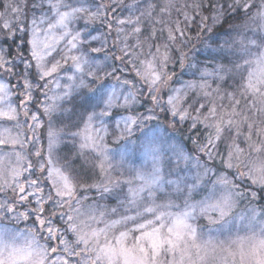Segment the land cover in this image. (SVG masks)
<instances>
[{
  "label": "snow or ice",
  "instance_id": "6c2138e0",
  "mask_svg": "<svg viewBox=\"0 0 264 264\" xmlns=\"http://www.w3.org/2000/svg\"><path fill=\"white\" fill-rule=\"evenodd\" d=\"M44 2H47L52 12V17L48 18V27L41 38L38 34L39 29L35 28V20H33L32 39L28 40V44L31 45V57L36 61L39 79L54 77L64 68L61 60L66 64L71 59L74 74L65 76L68 83L64 85L63 96L57 99L63 100L69 97L74 99L73 93L83 88H87L90 93L95 92L96 90L85 82L84 76L92 77L94 80L100 77L97 75L98 70L94 69L90 60L86 58V54L63 55L61 59L53 58L51 61L47 58L52 57L56 51L55 45L59 39L71 37L67 40L70 49L76 48L78 42L87 43L86 39H82L80 32L73 34L68 31L69 22L81 14H86V22L95 21L101 15V9L106 5L102 4L96 12H91L84 6L72 7L64 0H42L33 7L42 8ZM113 2L118 5L123 4V0H113ZM128 7L131 9L134 5H128ZM155 7L156 5L150 3L140 16L133 18L130 15L128 18L116 20L117 25H133L131 32L124 35L125 41L130 35L139 36L141 28L138 25L141 23V17L151 18ZM253 7L255 6L250 3V0H185L182 7L176 8L173 0H164L160 12L169 13V17L155 21V24L162 25L159 33L153 27L144 41L138 39L137 43L131 47L133 49L142 48L145 42L158 39H163V43L156 45L155 52L148 53L150 58L147 59H140V56L144 54L130 51L129 45L125 43L120 49L122 55L116 56L115 59L121 62L125 58L129 59L135 68L136 75L147 85L153 105L158 106L162 102L153 93H158L161 85L171 79L164 71L167 64L172 61L169 54L170 49L176 47V50L180 51V45L191 40L188 30L195 27L201 32H212L213 28L222 24L231 13L242 10L247 14ZM173 8L183 17L182 20L171 19L170 13ZM61 9L69 10L61 11ZM21 10L19 6L12 8V12L18 15ZM115 11L116 9H113V12ZM205 12H208V15H204ZM247 18L251 24L256 25L253 29L254 36L244 37L242 33L237 32L231 40H225L223 47L233 58L228 59L226 65H219L216 72L217 78L221 81L225 79V74L233 79L239 78L237 90L226 94L231 101L229 105L231 110H219L213 103L205 114L202 112L205 104L200 103L199 99H194L192 104L185 107V98L180 95V89L174 90L176 94L168 97L166 110L180 122L191 120L190 131L195 130L198 125L207 130L206 140L199 145V151L207 155L209 159L213 157V149L217 146V141L221 140L227 132L231 136L232 143L229 144L227 158L223 161L225 168L235 170L238 173L237 179L247 178L253 185L264 190V0H261L257 11ZM44 22L41 20V23ZM111 27L109 24V28ZM244 27L247 30L249 25ZM4 28L9 30L7 22ZM56 29L62 30L59 38L51 35ZM257 30L259 35L256 34ZM19 31L24 32L26 29L21 26ZM116 31L119 36L124 29L117 27ZM14 36L13 32L9 38L14 39ZM92 39L96 40L98 37L93 36ZM148 46L151 48L153 45L149 43ZM91 51L99 52L101 49L93 48ZM185 58V55L181 53L182 68ZM137 61H139L138 64ZM20 62L24 64V71L22 73L23 92L21 93L23 99H20L19 108L24 109L23 114L27 117L26 105L32 100L33 88L27 71L31 64L23 57L20 58ZM11 63L0 57V69L11 73L13 67H17L16 65L5 67ZM85 66L88 68L87 71H85ZM115 71L116 69H113V72ZM113 72L104 74L112 75ZM76 73L80 75L76 76ZM55 83L59 86V80ZM122 83L135 87L128 80ZM188 87L193 88L194 85L189 84ZM207 87L209 86L205 84L202 89ZM214 91L219 93V87ZM0 92L4 93L0 96V101H7L9 94L3 85H0ZM113 95L109 92L106 98L98 97L96 105L102 102L104 109L99 113L94 110L88 112L86 118L82 115L85 129L71 133L73 136L82 137L79 145L80 154L95 168H99L102 174L107 171L105 165L108 163V156L102 146L103 136L99 135L100 129L95 130L96 136L91 135L89 131L91 122L97 116H107L108 110L112 107L126 106L130 99H135L129 93L124 96V105H114ZM202 95L209 97L212 93L202 91ZM242 100L245 104L243 108L240 107ZM88 103L90 100L86 99L84 104ZM196 104L199 106L196 107ZM43 111L51 118V114L56 111V106L47 105ZM85 112H87L86 107ZM19 115L17 107H13L10 103L0 108V118L6 121L18 122ZM153 118L148 117V119ZM31 120L35 128L40 127L37 115L32 114ZM137 123L135 117H129L125 121V127L121 130V136L124 133L130 134L131 126ZM29 128L35 131L33 125L30 124ZM8 131L4 129V133ZM4 133H0V152H2L0 154V192L10 189L14 199L11 203L7 201L0 203V210L11 214L16 213V207L19 205L34 204V207L17 213L15 218L27 220L30 216H35L33 222L35 227L27 230L28 235L24 237L25 243L23 244L15 243L16 239L21 236L19 232L11 236L5 232L0 236V264H264V220H257L255 213L250 217L249 224L246 226L247 234L238 235L227 244L216 243L210 238L204 239L199 231L201 226L195 223L199 216L208 219L210 224L218 223L219 219L229 214L235 202L234 198L247 194L238 191L237 186L225 175L212 181L208 178L210 170L206 167L203 173L198 171L194 176L177 177L175 180L169 179L165 182L162 174L164 149L162 145L155 142L154 135L147 138L145 145V155L152 160L153 168L146 173L137 171L135 180L139 181V184L135 188H129L126 198L127 207H125V213L129 208H135L136 212L135 215H127L118 213L117 208L111 209L110 213L100 211L99 214L95 211H81L79 206L81 201L76 197L78 188L102 186L104 192H110L111 189L107 185L100 184L87 186L64 167L54 166L51 157L58 136L56 130L50 127L48 132L47 167L43 163L39 166L41 173L47 172L45 180L51 184L54 192V196L48 195L47 197L44 196V190L39 187L41 181L38 178L24 177V173H31L34 166L30 161L25 166L23 162L26 157L20 151H15L17 145L24 147L20 139L21 134L11 136L4 135ZM241 136L244 137L246 147H241L236 142ZM253 136H256L258 140L253 141ZM28 139H34V137H28ZM193 144H197V140H193ZM3 148H11L13 151L4 152ZM89 153L93 155L90 157ZM35 155L39 157L41 152L37 150ZM181 158L184 157L177 154V160ZM22 177H24L23 180ZM114 183L108 180V184ZM126 183L131 185L133 181L129 180ZM208 183L211 186L208 188L206 198L195 201L194 195ZM252 198H256L254 193ZM178 201H182V205ZM49 202L52 203L53 208L50 215H45L48 211L46 205ZM73 202L77 205L76 207L73 206ZM120 205L124 206L125 201H120ZM65 206H67V211L63 210ZM209 208L218 213L219 219H213L208 215ZM173 209L177 210L173 211ZM112 215H117L118 218L111 219ZM57 216L61 221L60 224L53 220V217ZM129 223L132 227H128ZM256 225L259 227L257 228ZM41 233H44L42 244L37 240ZM69 234H71V239L68 238Z\"/></svg>",
  "mask_w": 264,
  "mask_h": 264
},
{
  "label": "trees",
  "instance_id": "16d2710c",
  "mask_svg": "<svg viewBox=\"0 0 264 264\" xmlns=\"http://www.w3.org/2000/svg\"><path fill=\"white\" fill-rule=\"evenodd\" d=\"M9 1L10 0H2L0 2V11H2V14L5 15V17L0 19L3 20L2 22H0V57H3V59L6 61L12 62L11 64L5 65V67H12V65H16L17 67H13L11 73L5 70H1V75L4 77L3 80L8 84L9 87H14V91H19L22 93V73L24 71V64L20 62V58L23 57L24 60L31 64V67L27 69V71L29 73L28 79L33 85L32 100L28 102L26 107L28 108V113L31 112V114H33L32 111H39V108H36V105H42V107H45L47 106V104H50L51 99L49 97V91H51L52 89V82H54L53 86H55L56 80H59L62 83L63 80L67 81L65 79L67 72L65 70H60L57 74H55L54 77H49L48 79L44 80L39 79V76L37 75L36 61L31 57V45L28 44V40L32 39L30 38V32L31 29H33V24L31 25V22H33L32 20L35 19V21H37L36 19H38L40 12L44 9V7L34 8L33 5L36 3H41L42 0H23V2L20 3V7L22 10L19 15L14 12L12 14L10 5L8 6V3H10ZM94 2L96 4H99V6L102 4L108 6L101 9L102 18L99 23L95 22L90 25L88 29V32H90L89 34L97 33L98 39L93 40L88 45L91 44L92 47L97 46L101 49L102 54L107 53L102 57L106 58L108 55H111V58L108 59V62L103 66H109L112 72L113 69H116V71L113 72V76L115 79L119 78L117 79L118 82H123L124 80L132 82V79L134 78L133 69H135L132 63L129 62L128 58H125V60L121 62L119 60H116L115 57L122 55L120 49L124 47L125 43L129 45L130 51L143 53L148 50V45L152 41L145 42L144 47L141 51L139 50V48L133 49L131 46L135 45L138 39L144 41V38L150 34L153 27H155L157 33H159L162 25L155 24V21H151L147 16H143L141 17V23L138 25L141 28V33L139 34V36L137 37L136 35H130L128 36L127 41H125L123 37L126 33L131 32L133 25H117L116 20L128 18L130 15L133 18L140 16L141 12L145 11L148 4L150 3L156 5V11L154 9L152 15H156V18L160 19L162 18V13H160L159 15L157 13V10L159 9L158 2L157 0H123L122 5L114 3L113 0H94ZM252 4L256 7L255 2H253ZM128 5H134V7L130 9ZM255 7H253L251 11ZM113 9H116V11L113 12ZM251 11L247 14H245L242 10L231 13L224 20V22L219 27L215 28L212 32H201L199 33V35H197L196 33L195 40H190L191 47L189 52H183L186 57L184 59L183 68L180 64L181 53H177V51H174L172 53V61L167 64L164 71L167 73V75H170V77H172L171 84L182 83L186 85V95L184 96L185 107H187L189 104H192L194 99H199L200 103L205 104V107L202 109V112H204L205 114L207 113L208 108L213 106V103L219 110H231L229 107L231 101L228 99L226 94L237 90V85H235L236 79L230 78L227 74H225V79L221 81L217 78L216 72L219 65H226L228 59L233 58L228 50L223 47V43L225 40H231L233 37H235V34L232 33L235 28L237 32L242 33L243 36H246L247 34L249 35L251 22L247 17L252 15ZM204 14L208 15V12H205ZM176 15L178 18H180L179 14ZM4 22L8 23L9 30H6L4 28ZM109 24H111V28H109ZM245 25H249L247 30H245ZM21 26H23L26 31H19V28ZM36 26L37 29H40L38 23L36 24ZM82 27L84 26H82L80 22V30ZM117 27H122L124 29V32L120 33L119 36L116 31ZM194 28H192L193 31H195ZM227 29H230L232 32L228 31L226 34H221L227 31ZM196 30L199 31L197 28ZM13 32L15 33L14 39L9 38L12 36ZM161 51H163V49H161ZM98 65H102V62H98ZM132 84L135 85L134 88L129 84H126V87L131 90L135 99L133 100L130 108H128L127 110L121 109L118 110V112L122 111L129 117H135L138 121V123L136 124L137 127L143 129L161 127L166 132L167 137L169 139L171 138L172 141L168 143L165 138L160 136L158 137V145H162L164 149L162 173L165 172L164 176H166V178L173 175V180H175V178H177L183 170L185 172L187 171L186 165L195 167L194 164H197L196 166H198L199 164L196 163V161H199L200 165L198 167L202 166L203 171L205 167L210 170L208 172L210 175L208 176V178H210L212 181L216 180L217 177L221 175H226L227 178L237 186L238 191L247 194L243 197L237 198L240 199L239 206L248 207V205H252L253 207H259V211L264 213V190H261L259 187L253 185L247 179H237L238 173L235 170L226 169L224 166L223 161L227 158V154L229 151L228 146L232 143L231 136L227 132H225L224 137L221 140L217 141V146L213 149V157L209 159L207 155L199 151V145L203 144L206 140L207 130L203 126L198 125L195 130L190 131L192 123L191 120L180 122L178 118H173L166 110L168 108V105L166 103L167 96H165L166 90L162 89L163 86H161L158 93H153L154 95H157L158 99L162 102L158 106H154L151 96L148 94L149 90H147V86L143 85V83L140 86L136 81L132 82ZM189 84L194 85V87L189 88ZM205 84L209 87L202 89V86ZM218 87L220 89L219 93L214 91ZM61 88L65 90L64 87ZM202 91L211 92L212 95L209 97H204L202 95ZM73 96L75 97L74 99L72 97H69L63 101V104H65L64 106H66L64 107L66 112L61 113L59 109L55 114H51L52 119L50 117L46 118L43 115V119L45 120L43 125L44 127L53 121L55 124H57L59 121L65 120V118L74 119V117H76L75 111H79L80 108H84L85 110V107L87 108V110H89L91 106L93 107V105L95 104V99L93 97L96 96L95 92L90 93L88 92V90H84L83 93L80 94V97H76L75 95ZM221 97H223V99H221ZM19 99H21V96L17 97V100ZM86 99L90 100V103H88L87 105L84 104V101ZM195 106L198 107L199 104H196ZM240 107H245L243 100L241 101ZM115 113L116 111L112 112V114ZM35 114H37V117L42 120V115L40 113L37 112ZM149 116H152L154 118L148 119ZM172 118L174 120H172ZM73 126L68 131H73ZM44 127L37 128V132L40 131L38 133L41 135V138H44L46 134V129ZM61 133H59L61 139L67 138L69 140L75 141L74 137L70 136L71 134L64 132ZM193 140H197V144L194 145ZM257 140L258 138L256 136H253V141ZM105 141L107 145L109 143L108 147H110L111 149L121 146L124 143L125 138L122 139L120 137H114L112 139L108 138ZM238 141L241 144H244L243 146L246 147L243 136H241L236 142ZM27 148L29 149V147ZM76 148L71 153L74 155V157H80V170L77 169V166L79 164L75 166L74 160L72 158L68 159V154H66L65 151L60 150L59 155L69 160L72 169L80 175V182L84 183L87 186H91L94 184L107 185L111 189L110 192H104L102 186L78 188L76 197L81 201V204L79 205L81 207V211H95L97 214H99L100 211H106L110 213L111 209L113 208L118 209L120 207H123L120 205V201L126 200V197H123L122 194L125 193L129 186H136L135 176L137 173V165L134 163L131 164L132 167L129 171L130 176L126 173H120V169L115 166L102 175H100L101 173L97 169L98 171L94 175V172L92 173V171L90 170L94 168L93 164H90V166H88L89 168L87 169L85 162L83 163L85 159L80 154L81 150L79 148V145L76 146ZM32 152H36L35 148H33ZM177 154H180L181 157L184 156L185 158L177 160ZM92 155L93 154H89L90 157ZM108 166L109 164L105 165V167ZM146 166L149 169L153 168L151 165ZM146 166L144 167L146 168ZM75 169H77V171ZM113 169H116V172H113ZM121 171L127 172V170L124 169ZM75 172L72 173L74 176ZM208 178L205 179L207 180ZM109 179L115 183L108 184ZM129 180L133 181L131 185L126 183ZM210 186V183L202 186L201 189L198 190V193L194 195L193 199L196 200L201 196L204 197L205 195H207L208 188ZM253 193L256 196L255 199L252 198ZM44 195L48 196V193L46 192V194ZM178 203H182V201H178ZM73 206H77L75 202H73ZM46 207L48 208V211L46 212L48 215H50L53 205L51 203H48ZM63 210L67 211V206H65ZM230 214L231 212L229 213V215ZM212 218L218 219V215L212 214ZM54 222L57 224L61 223L59 217H57ZM209 224V221L205 218L200 219L197 222V225L201 226L199 227L201 230L206 229ZM68 238L71 239V234H69Z\"/></svg>",
  "mask_w": 264,
  "mask_h": 264
},
{
  "label": "rangeland",
  "instance_id": "374dc122",
  "mask_svg": "<svg viewBox=\"0 0 264 264\" xmlns=\"http://www.w3.org/2000/svg\"><path fill=\"white\" fill-rule=\"evenodd\" d=\"M2 0H0L1 2ZM10 3H8V6L10 5V9L12 10L13 7H20V3L22 2V0H10ZM65 3L71 5L72 7H80V6H84L86 8H88L91 12H96L97 8L99 7V4H96L94 2V0H64ZM158 2V7L159 9L157 10L158 15L161 13L160 7L163 6L164 0H157ZM173 2L176 5V8H180L182 7V5L185 3V0H173ZM253 2H255L256 7L251 11L252 14H254L257 11L258 6L261 4V0H250V3L252 4ZM108 6V5H106ZM44 9L40 12V15L38 16V19H36L37 21H35V28L37 29L36 24L38 23L40 29H39V35L41 36V38H43V33L44 30L47 29L48 27V18L52 17V12L49 10L48 8V4L47 2H44L43 4ZM156 8V7H155ZM1 10V8H0ZM69 9H61V11H67ZM156 11V9H155ZM153 13V11H152ZM13 14V12H12ZM155 14V12H154ZM176 14H179L176 12L175 8H173L171 10L170 16L172 20L175 19H183V17L180 15L178 18ZM206 15V14H204ZM3 17H5L4 14H2V11H0V19H2ZM159 17V16H158ZM163 19H168L169 17V13H162L161 16ZM101 15L95 20V21H91V22H86L87 21V16L86 14H81L78 18H74L72 20H70L69 22V28L68 31L72 32L73 34L75 32H80L81 33V37L82 39H86L88 42L86 43H82V42H78L77 43V47L74 49H70V46L67 43V40L70 39L71 37H66L63 39H59V42L55 45L56 47V51L52 54V57H48L47 59L49 61H51L53 58L54 59H61V56L63 55H68V56H72V55H82V54H86V58L90 60L91 65L94 69H97V75L100 77V79H93L92 77H88V76H84L85 82L88 83L93 89H95V94L96 96L94 97V105L93 107L91 106V108L89 110H87V112H85L84 108H80L79 111H75V115L76 117H74V119H66L63 121H59L57 124L53 122H50L49 124H47L45 127L44 125V119H43V115L46 118H49V115H46L43 111L44 106L42 107L39 105H36V108H39V111H32L33 114L35 113H40L42 115V120L39 119V123H40V128H45L46 130V134L44 136V138H41L40 134L37 132V128H35L34 123L31 120V112L28 113V116L26 117L23 112L24 109H20L19 108V104H20V99L17 100V97L21 96V92L19 91H14V87L11 88L8 86V84L3 80L4 77L1 75V70L0 69V85H3L4 88L7 90L8 92V98L7 101H0V108L4 107L6 103H10L12 104L13 107H17L18 111L20 112V115L18 117V122L17 121H6L3 118H0V133H4V129H8L9 131L7 133H4V135H11V136H16L17 134H21L20 135V139L23 141L24 143V147L21 148L19 145H17L15 151H20L25 157L26 160L23 162L25 164V166L27 165V163L30 161L33 166H34V170L31 173H24V177L27 176H31L32 178H38L41 183L39 185V187H41L44 190V194H46V192L48 193V195H53L54 196V192L52 191V186L51 184L45 180V177L47 176V172H43L41 173L39 171V166L40 164H45V166L47 167L46 161L49 158V137H48V132L50 127L54 130H56L58 132V136H57V140L55 143L54 148L52 149V159L54 161V166H58V167H64L65 170L69 171L71 174L74 173L75 171L72 169L71 167V163L69 162L68 159L72 158L74 160L75 166H77V169L80 170V157H74V155L71 153L73 152V150L76 148V146L80 145V141L82 142V137L81 136H73L75 141L69 140L67 138H62L59 136V133L64 132V133H77V132H81L83 129H85V123H84V119L82 118V115L84 118H86V115L88 112H92L93 110L96 113H99L102 109H104V104L101 102L98 106L96 105V100L98 97L100 96H104L106 98L107 94L109 92H112L113 95V104L114 105H124V96L131 93V90L126 87V84H123L122 82H118L117 79L114 78L113 74L112 75H105V72H112L111 68L108 66H103L105 65V63H107L108 59L111 58V55H108L106 58L102 57L105 56L107 53L102 54L101 51L99 52H92L91 49L96 48V47H92V45H88L89 43H91L93 41L92 37H98L97 33L94 34H89L90 32H88V29L90 27V25H92L93 23H99V21L101 20ZM160 18V19H162ZM35 20V19H34ZM41 20H44V23H41ZM151 21H156L158 20L156 18V15L150 18ZM3 20H0V22H2ZM33 21V20H32ZM37 22V23H36ZM80 22L82 24L81 30L79 28L80 26ZM40 23V24H39ZM5 24V22L3 23ZM33 24V22H31V25ZM221 25V24H220ZM220 25H217L213 28V30L217 27H219ZM250 32L249 35L245 34L246 36L244 37H253L254 33H253V29L256 28V25L254 24H250ZM195 31H193L192 29L188 30V35L191 37V39L194 41L195 40V36L196 33H198L199 31L196 30V28H194ZM32 31L33 29H31L30 32V38H32ZM61 29H56L54 30L51 35L54 37L59 38L60 33H61ZM232 32L230 29H227V31L221 33V34H226L227 32ZM203 32H207V31H203ZM193 33V34H190ZM201 33V31L199 32ZM233 34H237V30L235 28V30L232 32ZM257 35H259V31L257 30L256 32ZM166 35V33H165ZM84 37V38H83ZM151 43H155L152 44L153 46L151 48H149L148 50H146L145 52H143L144 55L140 56V59H147L150 58L147 54L152 52H155V46L158 44H162L163 43V39L160 40H155L152 41ZM99 44V43H98ZM99 46V45H98ZM144 47V44H143ZM142 48H139V50L141 51ZM191 47V42L188 41L186 44H182L180 45V51L176 50V47H172L170 49V56L172 57V53L174 51H177V53H187V51L189 52ZM98 48V47H97ZM100 49V48H99ZM255 51V49H253ZM1 53V52H0ZM102 57V58H101ZM105 58V59H104ZM98 62L101 63L102 65H98ZM61 63L64 64V68L61 70H65L67 73V75H73V69L71 67L72 65V61L71 59L68 60V62L65 64L63 60H61ZM139 63V61H137V64ZM88 68L87 66H85V71H87ZM4 71V70H3ZM76 76H79V73L75 74ZM116 75V74H115ZM170 76V75H169ZM133 79L132 82L136 81L138 83V85H145L147 86L137 75H136V71L135 69H133ZM49 77L45 78L48 79ZM235 85H239V78H235ZM172 77L171 79H169L167 81L166 84H162L161 86L162 89L166 90V102L168 100V97L170 95H174L176 94L174 92V90L176 89H180L181 93L180 95L185 96L186 95V85L184 84H177V83H172ZM54 82H52L51 84V91H49V97L51 99L50 104L47 105H54L56 106V111L53 112L52 114H55L59 109L60 112H66L65 108L66 106H64L65 104H63V100H58L57 97H62L63 93H64V89H62L61 87H64V85H66L68 83V81L63 80V83L61 81H59V86L55 85L53 86ZM62 83V84H61ZM161 88V87H160ZM84 90H88L87 88H83V89H78L73 95H75L76 97H80V94L83 93ZM147 90L148 87H147ZM19 93V95H18ZM52 93V94H51ZM4 93L0 92V96H3ZM78 95V96H77ZM132 96H134L132 94ZM21 99H23V97L21 96ZM133 102V99H130L128 104L126 106H114L112 107L109 111V114L107 116L104 117H100L97 116L90 125L89 131L91 133V135L96 136L97 132L95 131L96 129H100L99 135L103 136V141H102V146L104 148L105 153L108 156V162L107 164L110 165V167H106L108 172L110 169H112V167H117L120 169V173H126L127 175L130 176L129 171L130 168L132 167V163L137 165V171H142V172H150L152 169H149L146 165H151L153 167L152 164V160L148 157H146L145 155V145L147 142V138L152 137L154 135L155 137V142L158 144V137H163L166 139V141L168 143H170L171 138L169 139L166 135V132L161 128H140L137 127L136 124L132 125V131L130 134L128 133H124L123 136H121V130H123V128L125 127V121L129 118V116L125 113H123L122 111L118 110H127L128 108L131 107ZM185 104V103H184ZM26 110L28 111V108L26 107ZM68 110V109H67ZM113 111H116L115 114H112ZM37 115V114H35ZM52 116V115H51ZM52 119V118H51ZM172 120H174L172 118ZM171 120V121H172ZM174 122V121H173ZM33 125V128H35V131L31 130L29 128V125ZM74 125V126H73ZM119 125V127H118ZM43 126V127H42ZM73 126V131H68L71 127ZM65 130V131H64ZM63 134V133H61ZM110 134V136H109ZM134 136V139H133ZM28 137H34V139H28ZM114 137H120L122 139L125 138L124 143L119 146V147H115V148H111L108 147L109 143L107 145V143H105L108 138L112 139ZM238 144H240L241 147H245L243 146L244 144H241L239 141L237 142ZM75 144V145H74ZM38 145V146H36ZM31 146V147H30ZM29 147V149L27 148ZM33 148H35V150H39L41 152V155L39 157H37L35 155V153H33ZM60 150L65 151L66 154H68V159L63 158L59 155ZM77 150V148H76ZM79 150V149H78ZM4 152L7 151H13L11 148H3ZM31 151V152H30ZM76 152V151H75ZM74 152V153H75ZM32 153V154H31ZM71 153V154H70ZM0 154H2V152H0ZM70 154V155H69ZM91 154V153H89ZM88 154V155H89ZM184 157V156H183ZM185 158V157H184ZM187 161V160H185ZM85 162L87 169L89 168L88 166H90V164L87 162L86 160L83 161V163ZM196 163H198L200 165V162L196 161ZM194 164V163H192ZM194 166H188L187 167V171L185 172L184 170L178 175V177H184V176H194L198 171L200 173H203V168L196 166L197 164H194ZM146 166V168L144 167ZM151 168V167H150ZM77 169H75L77 171ZM99 170V168H93L90 169L92 171V173H95ZM127 170V172H122L121 170ZM100 171V170H99ZM86 172V171H85ZM113 172H116V169H113ZM101 173V172H100ZM165 173V172H164ZM164 173L163 176H164ZM73 175V174H72ZM102 175V173L100 174ZM75 176H77L78 178H80V175L75 172ZM208 176L209 173H208ZM226 176V175H225ZM24 177H22L21 179L23 180ZM165 182L169 179L173 180V175L169 176L166 178V176H164ZM176 179V178H175ZM243 179H247V178H243ZM248 180V179H247ZM230 182H232L229 179ZM250 181V180H248ZM125 183V182H124ZM139 184V181H136V186H129L127 188V190L125 191V193L122 194L123 197L128 196V191L130 187H137V185ZM167 187V186H166ZM31 191V189H29ZM45 197H47V195H44ZM207 195H205L204 197L201 196L199 199H196L195 201H199L202 199H205ZM122 197V198H123ZM238 197L234 198V203L233 206L230 210L231 214L225 216L223 219H219V222L216 224H209L208 227L204 230H201L199 228V231L203 234V238L204 239H212L214 242L216 243H224L227 244L228 241H230L231 239H234L236 236H242V235H246L247 234V225L249 224V219L250 217L253 215V213H255L257 220H264V213L259 211V207H253L252 205H248V207H241L239 206V200L237 199ZM14 199L13 197V193L12 191L9 189L6 192H0V203H4L5 201L11 203V201ZM125 201V205L123 207L118 208V213L120 214H127V215H135L136 209L135 208H129V210L125 213V207H127L126 204V200ZM251 202V201H249ZM253 202V201H252ZM51 203V202H49ZM52 204V203H51ZM249 204V203H248ZM182 205V203H181ZM35 205H29V204H24V205H19L16 207V213H7L6 211H2L0 210V236H2L5 232H7L10 236L12 234H15L16 232L21 233V236L18 237L15 241L16 244H23L25 243L24 237L28 235L27 230L30 227H35L34 225V220H35V216H30L29 219L24 220V219H16L15 216L17 213L19 212H24L26 211L28 208L30 207H34ZM47 206V205H46ZM48 209V208H47ZM177 209H173V211H176ZM229 212V213H230ZM212 214H216L218 215L217 212H215L213 209L209 208L208 209V215L212 217ZM45 215H48L47 212H45ZM58 217V216H57ZM57 217H53V220H56ZM111 219H116L118 218L117 215H112L110 217ZM205 217L203 216H199L195 223L197 224V222L200 219H203ZM206 219V218H205ZM208 220V219H206ZM100 227H102L103 225H99ZM128 227H132V224L129 223ZM256 227L258 228L259 226L256 225ZM44 233H41L38 237L37 240L39 241V243H44V239H43ZM11 242V241H10Z\"/></svg>",
  "mask_w": 264,
  "mask_h": 264
}]
</instances>
